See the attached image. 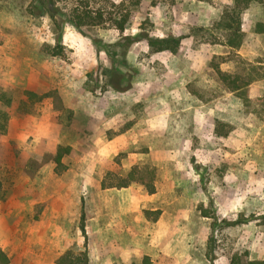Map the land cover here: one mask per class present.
Instances as JSON below:
<instances>
[{"label": "rangeland", "instance_id": "374dc122", "mask_svg": "<svg viewBox=\"0 0 264 264\" xmlns=\"http://www.w3.org/2000/svg\"><path fill=\"white\" fill-rule=\"evenodd\" d=\"M122 1L90 0V5L110 12ZM74 3L55 0L59 12L51 19L38 0H0V44L19 64L13 84L0 91L10 99L8 106L0 101L6 112L0 117L5 124L0 131V241L12 254L11 264L53 256L48 250L36 252L33 244L49 240L56 246L58 229L68 230V247L76 245L81 240L77 209L84 205L86 214L92 213L106 171L124 174L146 160L158 169L153 193L135 183L115 189L128 211L131 198L139 204L136 218L143 224L145 247L174 258L173 264H230L231 254L245 251L250 259L261 258L264 34L246 33L245 43L231 52L217 25L228 3L213 0H141L123 32L107 16L96 26L74 27L65 16ZM121 8L129 9V2ZM139 31L179 35L181 43L175 53L152 51L143 39L126 47L122 35ZM213 54L228 56L219 65L223 71H234L235 54L259 64L263 77L249 87L251 102L242 104L218 79L209 67ZM106 69L118 71L127 89L108 85ZM52 89H60L71 105L68 122L49 98L33 102L25 94ZM12 97L21 120L11 117ZM58 145L71 147L62 157L65 170L57 173L48 163L33 178L23 174L28 158L39 159ZM156 209L157 218L147 221L144 210ZM49 221L56 226L51 238L33 234ZM86 224L87 238L90 219ZM134 233L131 224L123 229L115 264L136 262L139 256L124 245V235L133 241Z\"/></svg>", "mask_w": 264, "mask_h": 264}, {"label": "trees", "instance_id": "16d2710c", "mask_svg": "<svg viewBox=\"0 0 264 264\" xmlns=\"http://www.w3.org/2000/svg\"><path fill=\"white\" fill-rule=\"evenodd\" d=\"M125 1L129 2V9L123 10L120 7L125 6ZM210 1V0H207ZM38 2L44 7V11L49 15L51 19H54L56 13L59 12V8L55 5V0H38ZM141 0H124L118 4H113L116 9L113 11H106L104 8H93L90 5V0H75V3L70 8L67 15V20L76 28L82 26H96L101 23L105 16L109 19L110 23L120 32H123L126 24L132 18V11L139 5ZM258 3L261 0H232V2L223 8L222 14L217 22V25L225 31L223 45L227 46L231 52L238 49L242 44L243 31L241 29V13L251 3ZM41 13V12H40ZM255 31L264 32V24L256 23ZM181 36L169 34L162 37H155L150 35L147 31H139L136 35L126 34L122 35V39L125 40V45L130 46L132 43L143 39L146 41L148 47L152 51H170L175 53L181 43ZM227 55H230L229 53ZM228 57V56H227ZM227 57L223 55L213 54L210 61L209 67L213 69L218 79L223 85L231 91L241 102L246 105L251 102L248 91L250 85L262 78L263 76L259 71V64L252 63L245 60L240 55L235 54V69L232 72L223 71L220 69V63L224 62ZM107 75L110 80V85L115 90L127 89V86H122V76L115 69H106ZM130 86V84H129ZM27 97L32 98L33 102L40 101L43 98H49L54 110L58 111L60 115H66V121L71 119V110L66 107L63 100L56 89L48 90L41 94H37L30 90H25ZM0 101L3 105L8 106L10 99L6 98L5 92H0ZM0 117L6 118V112L0 110ZM5 130V124H0V131ZM222 131L219 134H225ZM71 153L70 146L58 145L54 152H45L41 157L34 158L30 157L26 161L22 172L28 178H33L38 174L39 170L48 163L54 164L55 171L62 172L66 169V164L62 161L64 155ZM158 169L149 160L137 162L132 164L124 174H118L112 170H107L105 176L101 180V188L113 187L116 189L124 188L132 183L140 184L148 193L155 191V181L157 179ZM2 191V183L0 181V193ZM160 209L156 210H144L146 219L154 221ZM151 214H154L151 217ZM86 219L84 206H81V211L78 220V227L83 236V243L80 247L73 245L68 247L57 259L56 264H87V240L84 222ZM258 225L264 229V213L258 216ZM243 220H234L226 222V225H233ZM9 256L0 247V264H9ZM230 264H264V255L261 258L250 259L248 252H234L229 258ZM130 264H152V260L149 255H142L138 263L132 262Z\"/></svg>", "mask_w": 264, "mask_h": 264}, {"label": "crops", "instance_id": "0c3cea01", "mask_svg": "<svg viewBox=\"0 0 264 264\" xmlns=\"http://www.w3.org/2000/svg\"><path fill=\"white\" fill-rule=\"evenodd\" d=\"M217 2V4L221 3H228L230 4L232 0H213ZM221 10L217 17H220ZM256 23H262L264 24V0H261V2H254L249 4V6L244 10L243 13H241V29L244 33L242 42L245 43V36L246 33H253L256 34H264V32H257L255 31ZM245 24L247 25L248 29H245ZM18 61L13 58V55L8 52L7 48L0 44V91L1 90H7L9 85L13 84L17 73H18ZM30 83V82H29ZM29 87V86H27ZM33 91L38 92L35 88H30ZM65 105L67 107H71V105L66 101V99L63 96L62 91L58 90ZM16 98H11V111L13 114L11 117L16 120H21V116L18 114H14L15 108H16ZM101 187V186H100ZM62 189V187L60 188ZM64 189V187H63ZM116 188L113 187H107V188H99L97 191V194L100 195L97 198H93L91 202V214H86L87 220L90 219L91 221V227L90 230L87 229L88 237L86 238L87 242V257L88 262L87 264H115L116 260V254H120L119 251L116 250V248L121 247V242L119 241V238L123 235V229L129 228V224L131 226L133 225L135 232L138 231V233H134L133 241L129 240V237L127 235H124L126 238V242H124V245L127 247L126 250L129 249V247H132V251L135 255L139 256L137 257V260L135 263H138L142 257V255H149L152 264H173L172 261L175 260L174 258H171L167 256L166 254H161L158 249H150L145 247L144 241L142 239V234L140 233V228L142 227V223H140V219L136 218V207L139 206L138 203L135 202L131 198V203L129 204V211L126 209L125 205H123L121 198L119 197V191L115 190ZM61 193L65 195V192L61 190ZM104 193H106V196H104ZM78 202L76 201V205ZM128 205V204H127ZM81 206V205H80ZM84 206V205H83ZM149 209H152V207H149ZM78 214H80L81 207L79 210L78 207ZM127 210V211H126ZM85 211V209H84ZM61 212V210H60ZM76 212V210H75ZM129 212V213H128ZM62 213V212H61ZM65 213V212H63ZM146 218V217H145ZM86 220V219H85ZM133 221L134 223H129L130 221ZM148 221V219H146ZM145 220V222H147ZM156 221L155 223H157ZM56 227L52 222H47V227L44 229H36L33 230L34 233H39L41 236H47L51 238V235H54L55 233H58L57 236H59V240L56 243V246H54L49 240L46 242L40 244H33V247L37 249L36 252L39 250L44 253V250H48L53 253V256H49L47 258L43 257L42 255H35V262L28 263V260H24L21 264H56L55 260L57 257H59L67 248L69 245H66L65 243L68 242L67 233L68 230H62L58 229L54 233V230ZM85 227H88V224L85 225ZM81 236V240H76V246L80 247L83 243V236ZM132 241V242H131ZM32 245V243H31ZM110 247L107 252L103 250L104 247ZM0 247L6 251L5 245H3L0 241ZM32 247V246H30ZM103 250V251H102ZM9 256V264L13 262L12 260V254ZM115 256V257H114ZM124 260L129 261V258L126 256V254L122 255ZM160 259V262L157 263L156 260ZM129 264V263H125Z\"/></svg>", "mask_w": 264, "mask_h": 264}]
</instances>
